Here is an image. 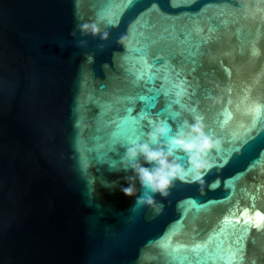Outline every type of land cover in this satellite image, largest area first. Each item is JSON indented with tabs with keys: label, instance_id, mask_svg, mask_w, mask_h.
Instances as JSON below:
<instances>
[{
	"label": "water",
	"instance_id": "water-1",
	"mask_svg": "<svg viewBox=\"0 0 264 264\" xmlns=\"http://www.w3.org/2000/svg\"><path fill=\"white\" fill-rule=\"evenodd\" d=\"M154 94L216 144L149 205L114 150ZM261 220L264 0H0V264H264Z\"/></svg>",
	"mask_w": 264,
	"mask_h": 264
},
{
	"label": "clouds",
	"instance_id": "clouds-1",
	"mask_svg": "<svg viewBox=\"0 0 264 264\" xmlns=\"http://www.w3.org/2000/svg\"><path fill=\"white\" fill-rule=\"evenodd\" d=\"M78 29L82 34L90 32L96 35L99 32L97 25L88 21L79 24ZM168 132V125L157 122L146 133L143 142L131 143L120 158L119 170L126 173L123 179L128 185L122 186L120 190L127 196H136L137 181L147 190L143 195L136 196V202L139 204H153L149 192L166 195L167 189L175 179L183 180L190 175L193 181L199 180L200 172L208 167L206 154L216 142L205 133L199 118L194 117L193 122L187 123L186 129H177L176 133L165 141L162 138L167 136ZM177 149L187 156L190 169L185 170L174 159ZM144 164L151 166L145 167ZM115 183L113 181L110 184L114 186Z\"/></svg>",
	"mask_w": 264,
	"mask_h": 264
},
{
	"label": "snow or ice",
	"instance_id": "snow-or-ice-1",
	"mask_svg": "<svg viewBox=\"0 0 264 264\" xmlns=\"http://www.w3.org/2000/svg\"><path fill=\"white\" fill-rule=\"evenodd\" d=\"M141 99L144 101L145 107L143 110L138 111L135 115H129L125 120V131L120 140L116 143L114 152H117L119 147L126 148L131 143L141 141L146 136V133L150 130L149 121L145 116V112H148L149 109L155 107L157 95L154 94L151 96L142 97ZM169 115L172 118H175L176 116L175 113H170ZM172 131L173 129L169 131V136H171ZM255 226H264V220L258 221Z\"/></svg>",
	"mask_w": 264,
	"mask_h": 264
}]
</instances>
